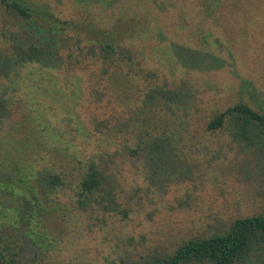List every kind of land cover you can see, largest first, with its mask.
<instances>
[{
    "label": "rangeland",
    "instance_id": "rangeland-1",
    "mask_svg": "<svg viewBox=\"0 0 264 264\" xmlns=\"http://www.w3.org/2000/svg\"><path fill=\"white\" fill-rule=\"evenodd\" d=\"M36 1L47 3L56 16L74 21L76 29L91 20L97 25L115 22L127 29L138 19L129 20L130 16H138L140 22L129 34L130 47L156 70L159 80L187 81L199 107L191 116L192 138L179 130L178 142L192 176L160 188L149 184L136 156L124 152L125 139L132 134L109 138L106 130L92 131L94 119L110 120L116 115L125 121L134 117L143 97L140 80L135 79L132 86L119 81L112 85V96L95 101L85 84L76 90L70 79L59 78L55 83L56 78L48 73L55 70L39 65L22 69L21 88L12 94L0 132L15 129L12 131L22 136L33 130L44 135L45 156L70 176L77 174L88 158L98 161L102 155L106 171L116 176L119 201L129 210L126 218L121 214L97 216L89 210L69 216L65 211L62 249L47 257L48 264H135L137 252L141 256L155 250L171 252L182 241L261 211L264 173L251 161L245 170L233 168L225 157V136L205 131V123L214 112L237 101L264 111V0H247L242 14L230 13L228 8L215 17L201 12L197 0H177L164 10L161 0H122L110 10L104 8L107 3L103 0ZM1 20L0 16V43L8 39L2 33L12 22ZM207 32L211 34L204 38ZM212 33L219 38L218 44ZM182 44L216 55L223 66H183L173 52V47L177 52L176 46ZM141 115L143 126L153 133H171L177 128L167 112L152 110ZM57 144L67 151L53 149ZM130 145L135 146L134 142ZM62 200L73 211L74 197ZM127 254L131 257L123 263Z\"/></svg>",
    "mask_w": 264,
    "mask_h": 264
},
{
    "label": "trees",
    "instance_id": "trees-1",
    "mask_svg": "<svg viewBox=\"0 0 264 264\" xmlns=\"http://www.w3.org/2000/svg\"><path fill=\"white\" fill-rule=\"evenodd\" d=\"M103 1L107 3L104 8L110 10L122 0ZM176 1L161 0L160 8L164 10ZM242 1L197 0V7L207 16L215 17L228 8L230 13L242 14L247 0ZM0 13L2 23L12 21L2 33L8 39L0 43V130L12 94L21 88V73L26 67L39 65L55 70H48L56 78L55 83L59 78L70 79L76 90L85 84L95 101L112 96V85L117 82H130L132 86L138 79L143 85V97L134 117L125 121L116 115L110 120L94 119L92 131L106 130L109 138L132 134L122 147L129 156H136L150 185L163 188L167 182L192 176L178 141L180 129L188 133L189 140L192 138L191 116L199 110L196 95L187 81L159 80L156 70L130 47L129 34L132 26L140 22L138 16H130L129 20L138 19L127 29L123 24L105 21L97 25L92 20L76 29L74 21L56 16L47 3L36 0H0ZM210 34L207 32L204 38ZM213 38L217 44L220 42L214 34ZM176 49L177 52L173 47L175 56L182 59L179 62L189 68L200 69V65L208 64L206 68L214 69L224 64L216 55L201 49L184 44ZM152 110L167 112L177 127L175 131L158 134L147 130L141 114ZM12 130L15 129L0 132V264H48L47 257L62 249L65 211L69 216L89 210L97 216L127 217L129 210L119 201L116 176L106 171L102 155L98 161L88 158L81 170L70 176L45 156L44 135L30 130L21 136ZM205 131L225 136V157L233 168L245 170L251 161L264 173V111L237 101L214 112L205 123ZM49 132L57 136V132ZM133 142L134 147L130 145ZM58 147L67 151L59 144L53 149ZM68 195L74 197L73 211L62 200ZM136 256L135 264H264V207L258 213L221 224L208 234L182 241L171 252L155 250L146 256L137 252ZM130 257L127 254L123 263Z\"/></svg>",
    "mask_w": 264,
    "mask_h": 264
}]
</instances>
